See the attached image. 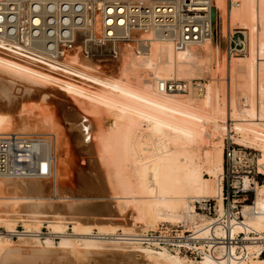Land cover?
<instances>
[{"label":"bare ground","instance_id":"6f19581e","mask_svg":"<svg viewBox=\"0 0 264 264\" xmlns=\"http://www.w3.org/2000/svg\"><path fill=\"white\" fill-rule=\"evenodd\" d=\"M230 1L213 0L217 12L213 29L221 23L225 32L234 24L249 31L248 54L238 62L222 55L217 67L225 73L223 89L212 77L201 91L165 93L159 89L162 80L192 82L205 73L210 75V64L220 54L215 33L184 51H176L170 37L143 33L140 47L124 44L119 59L100 60L120 61L116 75L112 70L106 74L102 65L96 66L99 63L84 64L90 60L78 51L60 61L35 46L0 42V136L34 133L36 119L29 115L28 105L25 109L27 103L21 102L34 95L45 104L58 97L56 92L71 98L74 106L70 109L79 116L71 120L64 115L65 124L58 125L54 114L47 117L46 113L34 123L51 132L37 130L29 135L40 139L45 155L52 158L48 176L0 175V225L21 223L29 229L18 242L13 240L16 229L0 233V264H264V256H259L264 243V184L256 183L255 202L244 205V223L235 222L231 228L233 236L244 233L246 242L218 245L217 258L204 255L191 260L178 249L143 242L159 224H183L180 214L189 216L190 223L179 226L192 229L202 241V250L211 225L217 239L227 236L219 223L198 215L194 205L215 199L220 217L225 214V152L218 138L226 130L220 124L223 121L228 131L239 136L235 144H250L261 153L257 165L264 175V0H232V7ZM20 103L24 106L17 111L19 117L11 116ZM106 115L112 118L108 129L101 123ZM67 154L87 157L86 171L98 189L101 180L92 166L100 165L105 191L113 196H64L60 159ZM245 182L250 188L251 181L246 178ZM100 200L107 202L93 205ZM91 204L100 215L92 217L95 222L85 223L78 216L90 211ZM45 224L56 231L72 226L76 235H57L61 239L57 245L51 240L41 242L35 230Z\"/></svg>","mask_w":264,"mask_h":264},{"label":"built area","instance_id":"2783aa9c","mask_svg":"<svg viewBox=\"0 0 264 264\" xmlns=\"http://www.w3.org/2000/svg\"><path fill=\"white\" fill-rule=\"evenodd\" d=\"M213 6V0H0V42L35 46L44 55L60 61L78 51L84 60L101 62L119 59L122 45L138 48L144 43L140 35L153 33L172 38L175 50L184 51L201 45L222 27L220 23L213 29ZM229 6H233L232 0ZM247 48L246 34L236 30L230 35V55L243 54ZM202 88V80L159 82L160 91L165 93H188ZM225 154L229 165L222 181L225 214L220 217L215 199H203L194 205L198 215L219 223L227 236L217 239L216 229L211 225L202 250V241L192 229L162 225L143 237L144 245L178 249L200 260L204 255L217 258L218 245L230 247L246 242L244 233L233 236L231 228L235 222L244 223L243 207L248 193H256L260 174L258 168L245 165L247 157H243L240 146L231 144ZM51 164L52 158L45 155L40 139L29 135L0 136L1 176L44 177L48 176ZM243 166L246 169L242 170ZM246 178L251 181L250 188L246 187ZM261 248L259 256H264V243Z\"/></svg>","mask_w":264,"mask_h":264},{"label":"rangeland","instance_id":"374dc122","mask_svg":"<svg viewBox=\"0 0 264 264\" xmlns=\"http://www.w3.org/2000/svg\"><path fill=\"white\" fill-rule=\"evenodd\" d=\"M224 27L222 26H220L217 30H216V32H215V35H214V40H215V42H216V44H217V46L219 47V50H220V54H218V55H216V56H214V59L212 60V62H211V64H210V67H211V73H210V75L208 74V73H205V74H203L201 77H198V78H196V79H194V80H202L203 81V83L204 84H208L209 83V81H210V78L212 77V78H216L217 80H218V82H219V86H220V88L221 89H223V87H224V85H225V83H222V79L223 78H225V73H224V70H223V68L222 67H217L218 66V62L219 61H222L223 59V57L224 56H222V55H226V58L227 57H232V58H234V59H236L235 61L236 62H238V60H239V58H243L245 55H247L248 53L247 52H245V53H243V54H238V55H230V53H229V47H230V35L232 34H234V32H236V30H238V31H242L243 33H244V35L246 34V32L247 33H249V31H247L246 29L244 30V28L243 27H241L239 24H234L233 26H232V29L231 30H229V32H225V30L223 29ZM243 28V29H242ZM238 36V34H236V35H234V38H236ZM247 36V35H246ZM226 50V51H225ZM248 51V50H247ZM81 63H84V61L83 62H81ZM99 63V64H98ZM84 64H86V65H88L89 64V66H95L96 64H98V65H96V66H101L102 67V70L107 74L108 73V75H111L112 74V71H114L113 73H115V74H113V75H116V69L118 68V66L119 65H116V64H121V62L119 61V62H114V63H112V62H97V61H94V60H90V61H88V62H85ZM83 64V65H84ZM92 64V65H91ZM94 64V65H93ZM85 65V66H86ZM112 65H113V67H112ZM115 66V67H114ZM104 68L106 69V71L104 70ZM222 68V69H221ZM109 69V70H108ZM112 70V71H111ZM222 70V71H221ZM110 71V72H109ZM55 93V92H54ZM223 93V92H222ZM58 97H54L52 100H50L48 103H42L41 101H40V99H38L39 98V96L38 95H34V96H32V97H30V98H25L24 100L22 99V103H24V104H26L25 105V109L27 108V110H28V112H30V116L32 115V117L34 118V119H36L37 121H42V118H43V116L47 113V117H49V116H52L53 117V114H54V117L55 118H57L56 119V124L58 123V125H62V124H65V117H64V115H67L71 120H77V119H79V116L76 114V110L74 109V111L73 110H71L70 109V107L71 106H74L73 105V103H72V99L71 98H67V97H65V96H61V95H59V94H57V92L55 93ZM227 96V95H226ZM59 98V99H58ZM62 98V99H61ZM37 99V100H36ZM28 102H27V101ZM29 100H31V101H29ZM38 103V104H36V102ZM32 102H33V104H32ZM22 103H20V105L18 106V108L17 109H19V110H16V111H14V112H11V113H14V114H11L10 112H7V113H10L11 114V116H15V115H17L18 113H17V111L19 112L20 111V109L21 108H19L20 106L22 107V106H24V105H22ZM31 103V104H30ZM37 106H36V105ZM41 104H42V106H41ZM45 104V105H44ZM51 104H52V106H51ZM28 105V106H27ZM50 105V106H49ZM27 106V107H26ZM35 106V107H34ZM45 106H47V107H45ZM48 106L51 108H48ZM67 106V107H66ZM69 106V107H68ZM31 107V108H30ZM37 107V108H36ZM41 107V108H40ZM42 107H43V109H42ZM35 110H34V109ZM45 108V109H44ZM47 108H48V110H47ZM54 108V109H53ZM32 109V110H31ZM36 109L38 110V111H36ZM42 110V111H41ZM51 110H53V111H51ZM3 112H5L6 113V111H5V109H3L2 110ZM1 111V112H2ZM233 111H231V113H232ZM26 113V112H25ZM35 115H34V114ZM49 113V114H48ZM52 113V114H51ZM56 113V114H55ZM25 115V118H27V120H29V118H28V113H27V115L26 114H24ZM49 115V116H48ZM13 116V117H14ZM18 117H19V115H17ZM16 116V117H17ZM27 116V117H26ZM107 116V115H106ZM32 117L30 118L31 120H29L30 122L32 121ZM36 117V118H35ZM41 117V118H40ZM45 117V116H44ZM64 117V118H63ZM33 119V120H34ZM104 120H102L103 122H101L102 123V125H103V123H104V127H106V129H108L109 127H111V124H112V118H110V116H107V118L106 117H104L103 118ZM36 120H34V123L36 124V123H39V122H37ZM60 120V121H59ZM36 121V122H35ZM30 122H28V123H30ZM60 122V123H59ZM223 122H225V121H223ZM220 123L221 124V126L222 127H224V128H226V130L224 129V130H222V132L220 133V135L218 136V138H219V140H223V144H224V152L226 153V150L228 149V147L232 144V145H236V147H238V145L237 144H235V143H237L236 141H235V139H239V136L238 135H236V133H234L233 131H228V123ZM31 123H33V122H31ZM34 123L32 124L34 127H36V130H35V128L33 129V130H35L34 131V133H37V130H38V133H42L43 132V134H45L46 133V129L44 128H42V126L40 125V126H37V125H39V124H37V125H34ZM18 124V123H17ZM17 124H16V126H17ZM31 125V124H30ZM31 125V126H32ZM18 126H19V124H18ZM17 126V127H18ZM38 127L40 128V129H42V130H39L38 129ZM32 130V131H33ZM44 130V131H43ZM48 131V130H47ZM226 131V132H225ZM19 132V131H18ZM30 132V133H29ZM28 135H33L34 133H32L31 131H28ZM48 133H51V132H49L48 131ZM48 133H46V134H48ZM35 135V134H34ZM38 135V134H37ZM235 138V139H234ZM96 141H94V142H97V139H95ZM240 144V143H239ZM242 145H244L243 147H241V150H242V152L244 153L243 154V157H247V161H246V163H245V165L246 166H252V167H254L255 169H257V168H259L258 167V165L257 164H259V160H260V158H261V153L257 150V149H255L254 147H252L250 144H242ZM252 147V149H255V150H252V149H250V148ZM45 154H46V150H45ZM65 156V157H64ZM64 156H62L61 157V163L63 164L62 165V167L64 168H62V170H63V174H62V176H60V177H62V179L61 178H59V179H61V188H62V192H63V195L64 196H66V195H69V196H72V195H75V196H80V197H83V196H91V197H108L109 195V197H111V196H113L112 194H109L108 192H106L105 191V183H104V179H103V175H104V173H103V170H102V168H101V166L100 165H98L97 163H95V165L94 166H92V170L96 173V175H98L99 176V178H100V180H101V182H100V189H98V187L96 188V185L94 184V182H92V180H91V178H89L90 176L88 175L89 173H87L88 171H86L87 169H88V165H87V160H86V158L87 157H76L75 156V154H72V156H70V155H64ZM227 156H226V154H225V164H224V166H225V174L227 173V171H228V169H229V165H228V161H227V158H226ZM70 158V159H69ZM85 161V162H84ZM84 162V163H83ZM258 162V163H257ZM70 165H69V164ZM69 166H67V165ZM70 170H69V169ZM244 169H246L244 166H243V168H242V170H244ZM68 172H69V174H68ZM71 172V173H70ZM94 173V174H95ZM66 174V175H65ZM69 175V176H68ZM205 176H206V178H209L207 175H206V173H205ZM64 179V180H63ZM257 180H258V182H259V187L261 186V185H263L264 184V175H258V177H257ZM47 188L48 189H50V185H47ZM90 190H93V191H91V192H89ZM101 190V191H100ZM100 192V193H99ZM51 193V192H50ZM49 194V193H48ZM98 194H100V195H98ZM47 196V195H46ZM50 196H52V194L50 195ZM248 200L245 202V204H252V202L254 201V200H256V197H255V193L254 192H249L248 193ZM47 197H49V196H47ZM104 202H107V200L106 201H94V203H93V205L94 204H102V203H104ZM89 206H91V209H90V211H85L84 213H80V215L78 216V217H81V219H82V217H83V221L85 222V223H93V222H95V219L93 220V218H97L99 215H100V213L98 212V211H93L92 209H93V206H92V204L91 205H89ZM89 206H86V207H89ZM86 216V217H85ZM91 216V217H90ZM85 217V218H84ZM93 217V218H92ZM182 218H184L183 219V224H181V223H179V224H159L158 226H157V228L155 229V230H157L158 229V227H160V226H162V225H165V226H169L170 228H172V227H177L178 228V226L181 224V225H185L187 222H189V216H186V214H184V215H179V219L178 220H182ZM88 219V220H87ZM92 221H91V220ZM88 221V222H87ZM187 221V222H186ZM190 223V222H189ZM72 226H70L69 227V229H67V230H65V231H56V230H53V229H49V227H48V225L47 224H45L44 225V227L43 228H40V229H36L35 230V233H38L39 235V237H38V239L41 241V242H45V241H48V240H51L52 242H54L55 243V245H57L58 243H60L61 242V239H60V237L59 236H57V235H76V233L72 230ZM182 228H184V227H182ZM15 230L16 232H17V236H15V237H13L14 239V241L15 242H18L19 240H22V239H25L23 236H21V235H23V234H25V232H26V234L29 232V229H27L26 227H24L23 226V224H21V223H19L17 226H12V227H7V226H3V225H0V233L1 232H5V231H11V230ZM97 233V232H96ZM120 235H122L121 233H119ZM182 254L184 255V256H187V258L188 259H191V260H193L190 256H188L185 252H182ZM96 258H98V257H96ZM102 260V258H100L99 257V260ZM100 262V261H99ZM104 262H100V264H103ZM104 264H107V263H104Z\"/></svg>","mask_w":264,"mask_h":264},{"label":"water","instance_id":"95a60500","mask_svg":"<svg viewBox=\"0 0 264 264\" xmlns=\"http://www.w3.org/2000/svg\"><path fill=\"white\" fill-rule=\"evenodd\" d=\"M216 19H217V12H216V9L213 8L212 9V24H213V26L216 24Z\"/></svg>","mask_w":264,"mask_h":264}]
</instances>
